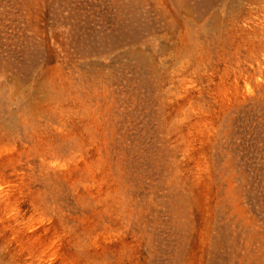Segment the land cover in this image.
<instances>
[{
    "label": "rangeland",
    "instance_id": "1",
    "mask_svg": "<svg viewBox=\"0 0 264 264\" xmlns=\"http://www.w3.org/2000/svg\"><path fill=\"white\" fill-rule=\"evenodd\" d=\"M6 2L0 264H264V0Z\"/></svg>",
    "mask_w": 264,
    "mask_h": 264
},
{
    "label": "built area",
    "instance_id": "2",
    "mask_svg": "<svg viewBox=\"0 0 264 264\" xmlns=\"http://www.w3.org/2000/svg\"><path fill=\"white\" fill-rule=\"evenodd\" d=\"M88 2L89 0H55V23L58 25L61 24L58 15L61 18L62 16L66 17L72 14V11L85 10ZM10 11L12 12L10 4L7 3L6 0H0V22L9 17Z\"/></svg>",
    "mask_w": 264,
    "mask_h": 264
}]
</instances>
